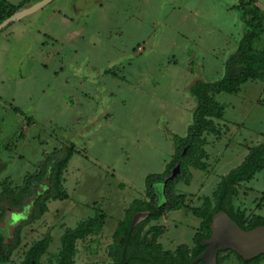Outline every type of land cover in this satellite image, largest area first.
<instances>
[{
	"label": "rangeland",
	"instance_id": "374dc122",
	"mask_svg": "<svg viewBox=\"0 0 264 264\" xmlns=\"http://www.w3.org/2000/svg\"><path fill=\"white\" fill-rule=\"evenodd\" d=\"M5 1L15 8L22 0ZM180 1L92 0L77 8L78 0H36L0 24V140L14 145L0 152L8 162L0 193L5 178L23 186L46 152L71 143L76 149L64 175L69 198L47 202L48 211L23 228L21 245L5 264H22L29 247L47 235L51 244L41 264H55L65 230L93 217L97 207L106 223L76 241L74 264L115 262L109 250L118 218L133 200L146 198L147 176L163 172L174 153L171 135L184 136L193 121L190 84L220 78L241 36L233 0L174 5ZM260 48L254 43L253 54ZM214 98L225 105L215 120L220 132L204 135L208 169L189 166L191 182L175 185L185 206L178 228L167 218L161 243L169 250L194 243L200 220L192 207L212 196L249 147L264 142V73ZM248 186L256 197L264 191V169ZM161 222L153 224L166 230ZM224 264L239 259L230 255Z\"/></svg>",
	"mask_w": 264,
	"mask_h": 264
},
{
	"label": "trees",
	"instance_id": "16d2710c",
	"mask_svg": "<svg viewBox=\"0 0 264 264\" xmlns=\"http://www.w3.org/2000/svg\"><path fill=\"white\" fill-rule=\"evenodd\" d=\"M36 0H22L15 8L5 0H0V24L12 17L13 13L20 10L26 4ZM256 0H239L236 5L241 21V36L236 47L226 57L223 75L213 81L202 78L195 79L189 87L190 94L195 98L197 105L193 111V121L189 125L184 136L172 134L174 153L166 168L161 173L149 174L146 178L147 200L135 199L125 210V219L121 220L114 233V244L110 250L115 255V250L122 248L123 254L120 261H138L140 264H189L205 247L202 241L211 235L210 225L212 217L220 212L226 211L243 229L251 230L257 226L264 225L263 216H252L247 222L244 211L236 210L233 198L237 194V184L242 181L253 179L255 174L264 169V142L249 147V153L244 161L223 176L212 197H205L200 206L192 208V213L203 221L194 236V246L189 248L187 244L178 246L175 252L164 250L162 245L156 242V238L163 232L162 227H156L153 244H148L145 238L139 243L141 231L149 221L163 216L169 210H177L185 206V196L175 192V185L183 180L189 184L192 179L189 166L201 170H207L208 164L205 161L207 152L205 149V133L219 134L215 119L221 118L225 111V105L218 103L214 95L220 92L235 93L239 91L240 85L248 80L259 79L264 73V49L254 55V43L264 32V12L257 6L252 13L249 12V5ZM251 3V4H250ZM112 72V70H107ZM15 111H21L15 108ZM24 114V112L22 111ZM29 118V117H27ZM13 144L0 140V152L12 150ZM75 144L61 146L46 152L44 159L38 164L36 171L27 174L23 186L13 187L12 182L5 178L0 193V264L10 261L13 252L21 245L22 230L30 225L48 211L47 202L50 199L65 200L69 194L65 189V171L68 163L74 155ZM181 163V172L178 177L169 180L166 185L170 204L157 210L154 205L155 195L151 183L163 184L171 174L172 169ZM8 167V162L0 158V174ZM141 211H155L137 229L129 231L134 215ZM105 216L100 207L96 208L94 217L82 221L75 228H67L61 237L62 249L56 264H74L76 253V241L87 234L100 232L104 225ZM135 240L138 243L139 251L131 252L130 243L126 241ZM51 238L47 235L40 241L35 242L26 252L22 264H39V259L44 255L50 246ZM140 244V245H139ZM225 254V255H224ZM230 255L239 259V264H258L264 260V254L251 260H245L232 250L220 252L218 264ZM197 264H205L199 261Z\"/></svg>",
	"mask_w": 264,
	"mask_h": 264
},
{
	"label": "water",
	"instance_id": "95a60500",
	"mask_svg": "<svg viewBox=\"0 0 264 264\" xmlns=\"http://www.w3.org/2000/svg\"><path fill=\"white\" fill-rule=\"evenodd\" d=\"M90 1L92 0H78L76 6L81 8L79 7L80 4L83 5L84 3L83 7H88L90 6ZM21 10L23 11V8ZM180 172L181 163L173 168L172 173L164 181V185L169 180L178 177ZM154 213L155 211L136 213L132 218L130 231ZM210 230V237L202 241V246L205 247V250L189 264H197L199 261H203L205 264H218L219 253L227 250H232L245 260H251L264 254V225L245 230L226 211L222 210L212 217ZM149 240V243H151L153 236Z\"/></svg>",
	"mask_w": 264,
	"mask_h": 264
},
{
	"label": "crops",
	"instance_id": "0c3cea01",
	"mask_svg": "<svg viewBox=\"0 0 264 264\" xmlns=\"http://www.w3.org/2000/svg\"><path fill=\"white\" fill-rule=\"evenodd\" d=\"M189 1L190 0H181L180 2H175L174 3V5H176V4H180V6L181 5H185V4H187V3H189ZM217 2H221V3H223V1L224 0H216ZM183 2V3H182ZM238 2H239V0H233V3H235V5H237L238 4ZM224 4V3H223ZM226 5V4H225ZM256 6L260 9V10H262L263 12H264V0H256ZM263 27H264V21H263ZM255 43H257V44H259L260 46H261V50H263L264 49V32L262 33V35L260 36V38H258L256 41H255ZM237 45V44H236ZM254 80V79H253ZM256 80V79H255ZM216 120V119H215ZM206 134H208V133H205L204 135H206ZM206 147V146H205ZM207 151V150H206ZM207 156H208V151H207ZM206 156V158H205V161H207V157ZM208 164V163H207ZM208 166H209V164H208ZM262 171V170H261ZM260 171V172H261ZM257 175V173L255 174V176ZM225 176V175H224ZM255 176H254V178H255ZM253 178V179H254ZM253 179H250V180H247V181H242V182H240V183H238L237 184V190H238V192H237V194L234 196V198H233V204L235 205V208L237 209V210H242V211H244L245 212V214H246V216L247 217H252V216H254V215H256V216H263L264 217V215L263 214H261L260 212L263 210V208H264V191H260L261 193L259 194V196L258 197H256V196H253L252 194H254V192L255 191H257L254 187H251V186H248V183L250 182V181H252ZM65 184V183H64ZM156 184H160V187L162 186V184L161 183H159V182H153V183H151V187H152V189H153V187H154V185H156ZM218 187V186H217ZM217 189V188H216ZM153 192H154V190H153ZM146 193V192H145ZM214 193V192H213ZM146 195V194H145ZM213 195V194H212ZM205 197H212V196H206V195H203V198L202 199H200V201H199V203L198 204H196L195 206H193L192 208H194V207H198V206H200L201 204H202V202H203V199L205 198ZM252 197H256L255 199H252V200H250ZM137 199H140V200H147L148 198H147V195H146V198H137ZM129 207V205H127V207L125 208V210L127 209ZM251 207V208H250ZM182 209H184V207H182V208H180V209H177V210H169V211H167L163 216H161V217H159V218H156V219H152L149 223H148V225L146 226V229H144L143 230V232H141V234H140V240H139V243L140 242H142L144 239H145V236H144V233L146 232V230L147 229H149V228H156V227H161V226H159V225H157V224H153V222H156V221H159V222H161V223H163L164 224V226H166V230H165V228L164 227H162L163 228V232L160 234V235H158L157 236V240H156V242L157 243H159V244H161L162 245V243H161V238H163V236L165 235V233L169 230V220H167V218H172V220H173V217L175 218L174 219V221L176 220V223L174 224V226L176 227V228H178V226H179V220H177L176 218L179 216L178 214L179 213H181V210ZM191 213H192V210H191ZM125 215V213L121 216V217H119L118 218V220H117V223H116V226H115V230H114V233H115V231H116V229H117V227H118V224H119V222L121 221V220H123L122 218H123V216ZM94 217V216H93ZM92 218V217H91ZM88 219H90V218H88ZM178 219H180V220H182L180 217H178ZM199 220H200V224H198V227H197V231L195 232V234L199 231V229H200V226H201V223H202V219L201 218H199ZM104 223H106V218H105V220H104ZM152 223V224H151ZM77 227V226H76ZM103 227H104V225H103ZM103 229V228H102ZM195 234H194V236H195ZM114 235V234H113ZM142 237H144L143 239H142ZM194 238V237H193ZM142 239V240H141ZM51 244V243H50ZM141 244V243H140ZM139 244V245H140ZM180 245V244H179ZM178 245V246H179ZM178 246L174 249V250H169V249H167V248H165L163 245H162V247H163V249L164 250H169V251H171V252H175L176 251V249L178 248ZM193 246H194V243L190 246V245H188V247L191 249V248H193ZM50 247V246H49ZM30 248V247H29ZM61 249H62V247H61ZM60 252H61V250H60ZM225 255V254H224ZM58 261V260H57ZM56 261V262H57ZM56 264V263H55ZM111 264H112V262H111Z\"/></svg>",
	"mask_w": 264,
	"mask_h": 264
},
{
	"label": "flooded vegetation",
	"instance_id": "af4514ba",
	"mask_svg": "<svg viewBox=\"0 0 264 264\" xmlns=\"http://www.w3.org/2000/svg\"><path fill=\"white\" fill-rule=\"evenodd\" d=\"M173 170V169H172ZM172 173V172H171ZM167 185V184H166ZM166 185H164V182H163V184H162V186L160 187V184H156V185H154V187H153V190H154V195L156 196L155 197V201H154V205H155V208L157 209V210H160V209H162V207H164L165 205H167V204H170V201H169V199H168V192H167V189H166ZM125 216L126 215H124L123 216V218L122 219H125ZM143 222V221H142ZM142 222H140L133 230H135V229H137V227H139L141 224H142ZM150 222V221H149ZM148 222V223H149ZM148 223L146 224V225H144V227H143V229H142V231L141 232H143V230L144 229H146V226L148 225ZM132 230V231H133ZM129 231H130V229H129ZM132 231H130V232H132ZM155 230H154V227L153 228H149V229H147L146 230V232L144 233V236H145V238H147L148 239V244L151 246L152 244H153V241H154V239H155ZM151 236H153V240L151 241V243H149L150 242V240H149V238L151 237ZM113 237H114V235H113ZM43 239V238H42ZM114 239V238H113ZM38 241H40V240H38ZM37 242V241H36ZM126 243L128 244V243H130V247H131V252H134V251H139V249H138V243L135 241V240H131V241H126ZM114 244V243H113ZM113 244H112V246H113ZM33 245V244H32ZM31 245V246H32ZM30 246V247H31ZM112 246H111V248H112ZM111 250V249H110ZM110 250H109V256L110 257H113L114 259H115V262H113L112 264H128L127 263V261H123V263L120 261V256H122V254H123V250H122V248H119V249H116L115 250V255H111L110 254ZM43 256V255H42ZM41 256V257H42ZM41 257H40V259H39V264H41ZM32 263L33 264H36L35 263V260H33L32 261ZM129 264H140L138 261H132L131 263H129Z\"/></svg>",
	"mask_w": 264,
	"mask_h": 264
}]
</instances>
